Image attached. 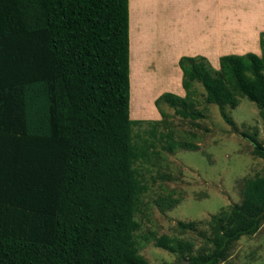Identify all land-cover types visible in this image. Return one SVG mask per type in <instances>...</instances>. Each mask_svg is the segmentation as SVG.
<instances>
[{
	"label": "trees",
	"instance_id": "1",
	"mask_svg": "<svg viewBox=\"0 0 264 264\" xmlns=\"http://www.w3.org/2000/svg\"><path fill=\"white\" fill-rule=\"evenodd\" d=\"M259 45L260 54L221 55L217 69L202 55L181 56L184 94L161 93L158 120L131 119L128 0H0V264H154L136 237L149 189L143 166L161 150H198L176 139L163 105L204 118L199 82L229 125L225 107L242 96L264 120V32ZM143 123V137L135 136ZM242 134L264 158L256 132ZM241 195L211 214L206 229L176 222L179 234L199 236L198 248L186 237L153 235L176 256L160 264L225 261L264 222V172L246 178ZM158 199L165 208L179 201Z\"/></svg>",
	"mask_w": 264,
	"mask_h": 264
},
{
	"label": "rangeland",
	"instance_id": "2",
	"mask_svg": "<svg viewBox=\"0 0 264 264\" xmlns=\"http://www.w3.org/2000/svg\"><path fill=\"white\" fill-rule=\"evenodd\" d=\"M136 9L137 15L141 14L143 18V23L140 25L141 33L146 38V34L149 33L150 41L141 42L137 46V38H134V33L137 31L134 30L131 33L130 67L132 71L130 70L129 116L131 119L137 120H158L161 116L154 104L156 97L166 91L178 95L184 94L182 86V91L178 93L177 89L175 91L164 85V80H168V77L164 74H167L166 68L168 67L166 55L171 53L170 49L174 50V47L167 40H160L159 33L163 31L172 34L174 27L169 24L168 20H166V24H163L164 18L153 19L151 16L152 11H146V2L144 1ZM134 19L132 17L131 21ZM142 26L146 31L142 32ZM217 39L216 36L213 37V44L216 43ZM247 47L249 49L246 50H253L252 45L249 44ZM136 48L138 51H134ZM193 52L195 53V51ZM195 55L201 54H193V56ZM204 57L213 68H218V59ZM175 66L178 67L177 64ZM132 73H135L137 78H147L152 89L162 88L152 94L153 90H150L148 82L144 81V86L147 88L144 90L146 92L142 91L141 104L145 102L146 108L151 113L145 112L140 115L131 113L139 108L135 110L131 102ZM194 84L197 95V108L204 113V118L196 120L181 118L175 115L173 109L167 104L163 105V109L170 115L169 118L176 139L179 141H192L197 144L198 150L183 148H178L174 152L161 150L158 158L151 160L153 163L144 164L143 166L149 189L142 196V212L136 214V218L140 223V227L136 231V237L139 252L150 263L154 264L173 262L176 260V256L155 246L152 239L153 235L167 234L169 236L186 237L195 241V248L200 247L201 239L199 236L193 232L179 234L175 228L176 222L179 220H196L199 222L200 229H206V222L211 214L217 213L229 204L240 201L242 185L246 178L264 172V158L252 154V142L242 134V132L251 134L256 132L257 140L262 144L264 143V120L256 104L247 97L242 96L234 108L226 106L225 111L235 124L231 126L223 120L216 104L207 103L204 100V89L201 83L194 82ZM138 101L140 102V99ZM144 127H147V123H143L141 126L134 125V135L143 137ZM160 130L161 128H159ZM190 132L195 134V138L190 137ZM157 147L160 148L159 143H157ZM165 194L179 198V201L173 207L165 208L158 199L160 195ZM220 264H264V222L254 234L243 235L235 241L231 246L227 259Z\"/></svg>",
	"mask_w": 264,
	"mask_h": 264
},
{
	"label": "crops",
	"instance_id": "3",
	"mask_svg": "<svg viewBox=\"0 0 264 264\" xmlns=\"http://www.w3.org/2000/svg\"><path fill=\"white\" fill-rule=\"evenodd\" d=\"M143 1L146 2V11H152L153 19L164 18L163 24H166V20H168L169 24L174 27L172 34L162 31L159 35L160 40H167L174 47V50L170 49L172 52L166 55L168 67L166 68L167 74H164L168 80L163 79L164 85L174 90L177 89L178 93L182 91V71L180 72L181 69L178 65V59L182 54L191 56L201 54L218 59L219 63L221 54H238L249 51L246 50L249 49L247 47L249 44L253 48L251 51L260 53L259 35L264 32V0H128L130 64L132 31H137L134 33V38H137V42L135 41L137 46L141 42L150 41L149 33L146 34L147 38L141 33L140 25L143 23V18L141 14L137 15L136 7L143 4ZM132 17L135 18L132 20L133 23ZM158 22L161 24L160 21ZM143 28L142 26V32L145 30ZM214 36L218 39L213 44ZM134 51H138L137 48ZM176 60L178 67L175 66ZM130 70L132 71L131 67ZM154 96L156 97V95ZM145 112H147L145 108H139L136 112L131 113L140 115Z\"/></svg>",
	"mask_w": 264,
	"mask_h": 264
},
{
	"label": "bare ground",
	"instance_id": "4",
	"mask_svg": "<svg viewBox=\"0 0 264 264\" xmlns=\"http://www.w3.org/2000/svg\"><path fill=\"white\" fill-rule=\"evenodd\" d=\"M133 75H132V80H133V82H132V96H131V102H132V104L134 105V109L136 110V108H140V109H142V107H143V109L145 108V110L147 111V112H149V113H151L147 108H146V105H145V102H143L142 104H141V95L143 94V92H145L144 90L147 88V87H145L144 86V81H147L148 82V84H149V86H150V90H153V93L152 94H155L161 87H159V88H154V89H152L151 87V83H149V81H148V79L146 78V79H143V78H137L136 77V74L135 73H132ZM149 90V91H150ZM143 91V92H142ZM150 95V94H149ZM147 96H148V94H147ZM151 96H153V95H151ZM140 99V102L138 101ZM138 108V109H139ZM136 112V111H135Z\"/></svg>",
	"mask_w": 264,
	"mask_h": 264
}]
</instances>
